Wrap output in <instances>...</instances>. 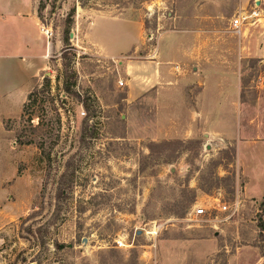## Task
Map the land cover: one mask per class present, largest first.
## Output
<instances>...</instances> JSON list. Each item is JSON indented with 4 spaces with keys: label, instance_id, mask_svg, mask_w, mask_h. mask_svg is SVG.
Returning <instances> with one entry per match:
<instances>
[{
    "label": "rangeland",
    "instance_id": "1",
    "mask_svg": "<svg viewBox=\"0 0 264 264\" xmlns=\"http://www.w3.org/2000/svg\"><path fill=\"white\" fill-rule=\"evenodd\" d=\"M38 14L45 70L25 114L0 115V264H264V171L240 165L264 160V0H38ZM214 197L236 212L195 216Z\"/></svg>",
    "mask_w": 264,
    "mask_h": 264
},
{
    "label": "crops",
    "instance_id": "2",
    "mask_svg": "<svg viewBox=\"0 0 264 264\" xmlns=\"http://www.w3.org/2000/svg\"><path fill=\"white\" fill-rule=\"evenodd\" d=\"M41 29L38 0H0V32L3 30L5 34L2 43L14 50L13 53L0 55V115L4 118L21 113L29 91V81L39 77L45 70L46 43ZM259 52L258 58L264 60V46ZM15 82L21 85L16 87ZM154 82L157 84V80ZM261 160L250 154L247 161L240 159V165L244 173H250L251 178H258L264 171V160ZM248 195L255 198L249 192ZM263 195L264 189L256 198Z\"/></svg>",
    "mask_w": 264,
    "mask_h": 264
},
{
    "label": "built area",
    "instance_id": "3",
    "mask_svg": "<svg viewBox=\"0 0 264 264\" xmlns=\"http://www.w3.org/2000/svg\"><path fill=\"white\" fill-rule=\"evenodd\" d=\"M260 14L261 13L257 10H252L251 13L249 14L240 13L233 18V20L231 21V25L233 28H239L251 19H255V21H258L257 18H259ZM119 86H123V82H119ZM212 202L213 203H210L209 205H207V207L202 205V206H199L198 209H195L194 211L195 216H200V217L207 218L210 220L213 212L227 213V214L231 213V215H233L236 212L235 204L230 206L226 203H222L220 202L218 197L212 198ZM117 246L119 248L124 246L123 242H117Z\"/></svg>",
    "mask_w": 264,
    "mask_h": 264
},
{
    "label": "trees",
    "instance_id": "4",
    "mask_svg": "<svg viewBox=\"0 0 264 264\" xmlns=\"http://www.w3.org/2000/svg\"><path fill=\"white\" fill-rule=\"evenodd\" d=\"M74 13H75V10L74 9H71L70 10V13L68 14V16L71 18L73 15H74ZM43 80H44V82L46 83V86H48V85H50V78H48V77H44L43 78ZM36 88H33L32 89V91H30V93L28 94V96H27V99L29 100L34 94H35V92H36ZM34 104H35V102H34ZM26 110H27V104L25 103L24 105H23V115L25 114V112H26ZM32 119L31 118H28V121H31ZM20 144H29V143H20ZM167 144H165V143H163L161 146H166ZM154 146H157V144H154ZM150 149V152H151V147L149 148ZM158 151H160V150H158ZM159 153V152H158ZM159 154H161V153H159ZM196 197H195V192L194 191H192V193H191V197H190V199L188 200V202H186V204L185 205H183L182 206V210H187V209H189V207H191V206H193L194 205V203H195V199ZM262 202L264 203V195H263V197H262ZM173 216H177V217H179V213H178V211H173L172 213H171ZM181 216V215H180ZM264 231V225H261L260 226V235L263 237V234H262V232Z\"/></svg>",
    "mask_w": 264,
    "mask_h": 264
},
{
    "label": "water",
    "instance_id": "5",
    "mask_svg": "<svg viewBox=\"0 0 264 264\" xmlns=\"http://www.w3.org/2000/svg\"><path fill=\"white\" fill-rule=\"evenodd\" d=\"M72 36V34H70V37Z\"/></svg>",
    "mask_w": 264,
    "mask_h": 264
}]
</instances>
